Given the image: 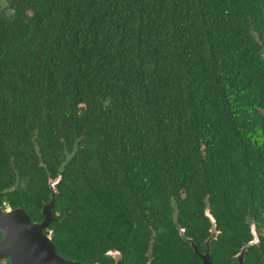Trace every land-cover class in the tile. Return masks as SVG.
Here are the masks:
<instances>
[{
	"label": "trees",
	"instance_id": "obj_1",
	"mask_svg": "<svg viewBox=\"0 0 264 264\" xmlns=\"http://www.w3.org/2000/svg\"><path fill=\"white\" fill-rule=\"evenodd\" d=\"M263 52L264 0H3L0 205L40 207L51 158L65 259L202 264L208 208L210 260L254 224L264 264Z\"/></svg>",
	"mask_w": 264,
	"mask_h": 264
},
{
	"label": "water",
	"instance_id": "obj_2",
	"mask_svg": "<svg viewBox=\"0 0 264 264\" xmlns=\"http://www.w3.org/2000/svg\"><path fill=\"white\" fill-rule=\"evenodd\" d=\"M60 180L61 176L49 179L50 194L48 201L42 207L41 221L32 220L24 208L0 206V264H88L60 256L52 241V235L47 233L50 225L55 221L52 209L59 195L56 185ZM204 214L210 223L209 236L204 242L205 252H198L194 240L185 235L184 229H180L179 234L194 250L202 264H216L210 260V245L217 238V224L208 208L204 210ZM250 234L252 238L234 256L237 264H245L246 251L250 246L259 243L254 224L250 225ZM105 256L111 258L114 264H122L121 254L117 251H107Z\"/></svg>",
	"mask_w": 264,
	"mask_h": 264
},
{
	"label": "flooded vegetation",
	"instance_id": "obj_3",
	"mask_svg": "<svg viewBox=\"0 0 264 264\" xmlns=\"http://www.w3.org/2000/svg\"><path fill=\"white\" fill-rule=\"evenodd\" d=\"M3 0H0V2H2ZM33 97L35 98L36 97V95H35V93H34V95H33ZM9 157L10 158H12L13 156L11 155V154H9ZM41 163H43L44 164V169L46 170V172H47V174H46V186H47V189H46V193H47V197H46V200H42L41 201V204H40V207L34 202V200H33V202L34 203H32L31 204V208H30V210L32 211V210H35V209H37L38 207H39V211H40V214H41V216H42V207H43V205L48 201V199H49V194H50V191H49V179L50 178H52L51 176H50V170H51V167H50V164H51V158H49L48 160H40V165H39V167L41 166ZM23 180H25V176L24 175H19L18 174V179H16L14 182V187H15V189H17V188H19V187H24V181ZM59 184V183H58ZM57 184V185H58ZM56 185V186H57ZM5 204V205H4ZM4 204H2V205H0L1 207H3V208H24L29 214H30V210H28V209H26V207L25 206H16V207H12L9 203H4ZM55 208V205H54V207H53V209ZM53 209H52V211H53ZM56 215H57V213H56ZM30 216H31V214H30ZM31 218H32V216H31ZM43 219V216H42V218L41 219H33L32 218V220H34V221H41ZM217 232H218V235H217V238L215 239V240H217L218 239V237L219 236H221V234H222V232H221V230H219L218 228H217ZM47 233H49V234H51L52 235V232L50 231V230H48L47 231ZM260 234V233H259ZM208 236H209V229H208ZM207 236V237H208ZM207 237H206V239H207ZM205 239V240H206ZM144 240H145V244H144V253H145V255L147 256V254H148V247H146L145 245L147 244V241H148V238H147V235H145V237H144ZM214 241V240H213ZM212 241V242H213ZM205 242V241H204ZM210 248H211V245H210ZM108 251H116V250H108ZM117 252H119V251H117ZM204 252H205V250H204ZM120 253V252H119ZM121 254V253H120ZM121 257H122V264L123 263H125V262H123L124 261V259H123V256H122V254H121ZM111 259V258H110ZM108 264H114V262H113V260L111 259L110 261H109V263ZM149 264V263H148Z\"/></svg>",
	"mask_w": 264,
	"mask_h": 264
},
{
	"label": "built area",
	"instance_id": "obj_4",
	"mask_svg": "<svg viewBox=\"0 0 264 264\" xmlns=\"http://www.w3.org/2000/svg\"><path fill=\"white\" fill-rule=\"evenodd\" d=\"M4 204V203H3ZM5 205V204H4Z\"/></svg>",
	"mask_w": 264,
	"mask_h": 264
}]
</instances>
